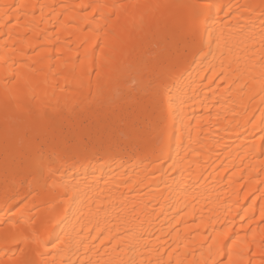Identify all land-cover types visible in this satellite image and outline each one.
<instances>
[{
  "label": "bare ground",
  "instance_id": "bare-ground-1",
  "mask_svg": "<svg viewBox=\"0 0 264 264\" xmlns=\"http://www.w3.org/2000/svg\"><path fill=\"white\" fill-rule=\"evenodd\" d=\"M0 264H264V0H0Z\"/></svg>",
  "mask_w": 264,
  "mask_h": 264
},
{
  "label": "snow or ice",
  "instance_id": "snow-or-ice-1",
  "mask_svg": "<svg viewBox=\"0 0 264 264\" xmlns=\"http://www.w3.org/2000/svg\"><path fill=\"white\" fill-rule=\"evenodd\" d=\"M209 7H211V6H209ZM200 14H202V13H200V12H197V15H200Z\"/></svg>",
  "mask_w": 264,
  "mask_h": 264
}]
</instances>
